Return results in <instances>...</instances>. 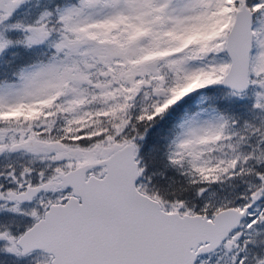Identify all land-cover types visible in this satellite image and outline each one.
Returning a JSON list of instances; mask_svg holds the SVG:
<instances>
[{"label":"snow or ice","instance_id":"obj_1","mask_svg":"<svg viewBox=\"0 0 264 264\" xmlns=\"http://www.w3.org/2000/svg\"><path fill=\"white\" fill-rule=\"evenodd\" d=\"M0 264H264V0H0Z\"/></svg>","mask_w":264,"mask_h":264}]
</instances>
